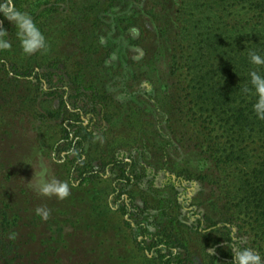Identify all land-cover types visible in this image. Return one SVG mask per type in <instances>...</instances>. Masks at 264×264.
<instances>
[{"label":"trees","instance_id":"trees-1","mask_svg":"<svg viewBox=\"0 0 264 264\" xmlns=\"http://www.w3.org/2000/svg\"><path fill=\"white\" fill-rule=\"evenodd\" d=\"M16 1L10 0V3L16 5ZM60 1L66 9L73 10L75 3L72 0ZM99 1L87 0L82 4L85 18L98 7ZM258 1V8L251 15L245 7L246 0H216L205 4H200L199 0H175L167 8L163 0H107L102 14L91 17L86 23L91 44L94 41L95 46L99 36L103 51L113 55L108 64L109 71L101 76V88L94 82H84L77 73L68 72L64 63L57 59L48 60L39 57V53L28 58L24 56L19 63L11 50L0 52V98L2 95L11 108L32 111L38 142L49 144L52 159L65 167L70 184L77 187L103 181L110 184L111 204L126 218L122 224L131 235L134 234L136 250L144 254L150 264H190L194 242H202L203 264H231L232 255L245 248L264 260V250L245 241L243 235L233 229L239 220V211L233 208L238 206L241 210L250 205L255 209L251 212L252 217L256 215L254 222L258 223L260 216L259 226L264 227V156L258 158L256 179L246 183V202L231 206L230 199L226 211L215 208L219 212L216 215L196 203L194 183L189 181L188 172L174 169L172 150L176 147L170 129L156 127L140 131L136 134L140 143L137 144L135 138L129 151L117 153L104 142L112 119L121 116V112H116L112 106L115 102L112 95H129L130 101L138 95H156L157 87L148 86L147 91L138 88L146 75L144 66L135 60L134 50L144 46L147 49L162 48L169 75L178 78L180 85L193 90V95H254L250 78H235L241 73L239 70L245 57H240L237 67L228 64L220 67L230 77L224 79V76L217 83L212 77L216 73L215 65H211L214 60L209 61L213 54L226 48L224 42L239 40L249 33L258 36L264 46V0ZM4 2L6 0H0V3ZM33 19L39 20L37 26L42 32L45 24L54 18L51 14L42 20L40 15ZM75 23L74 19L69 22L70 25ZM257 41L255 39V44ZM259 72L264 75V67ZM111 86L113 92L109 91ZM245 87L252 92L245 93ZM18 88L20 93L16 96L14 91ZM164 95H174V92ZM39 97L54 107L38 109L35 106ZM136 100L130 110L135 109L133 113L137 120H133L140 121L148 115L146 110L149 108ZM161 108L150 121L158 123L159 116L171 115L169 109ZM241 118L235 121L239 134L243 132V128L240 129L242 123L248 122ZM252 124L261 137L259 141L264 142V121L255 117ZM47 126L55 128L53 135H45L44 127ZM145 139L152 140L151 144H146ZM213 156L220 171L232 163L221 162V156ZM1 189L0 180V264H75L62 260L61 236L37 238L34 218L24 221L20 209L7 200V192H1ZM227 196L231 198L228 191ZM13 232L17 234L16 238L10 240L8 236ZM212 249H215L214 253Z\"/></svg>","mask_w":264,"mask_h":264},{"label":"rangeland","instance_id":"rangeland-1","mask_svg":"<svg viewBox=\"0 0 264 264\" xmlns=\"http://www.w3.org/2000/svg\"><path fill=\"white\" fill-rule=\"evenodd\" d=\"M72 1L75 3L73 10L66 9L65 4L60 0H17L15 7L28 13L32 18L40 15L41 20L52 14L53 21L46 23L42 31L49 47L47 52L40 53L39 57L48 60L57 59L64 63L68 72L77 73V76L84 82H94V85L101 88V76L109 71L108 64L113 55H106V51H103L99 44L101 37L96 38L95 46L94 41L91 44V33L86 23L91 17L102 14L103 4L107 0H100L98 7L87 13L86 18L81 6L87 0ZM174 1L163 0L166 8ZM199 1L200 4H205L216 0ZM246 1L248 2L246 9L253 15L252 13L258 8L257 2L259 1ZM57 7H59L58 10ZM73 19L76 23L70 25L69 22ZM33 20L37 25L40 24L38 19ZM0 23L2 28L8 32L7 38H13L10 40L12 42L11 51L16 61L20 63L24 56L28 58L23 54L16 38L15 26L3 17ZM255 39L258 40L256 44ZM259 39L258 36L249 33L239 40L224 42L226 48H223L222 52L213 54L209 61L214 60L211 62V65H215L216 72L212 75L213 81L217 83L222 81L224 76V79L230 77L220 67L227 66V64L237 67L240 57H245V66L240 67L241 73L235 78L241 80L250 78L249 72L256 70L257 66L249 62L248 53L255 51L264 56V46H262V40ZM230 43L232 46H228ZM134 52L137 64L144 66L143 70L146 75L137 87L144 91L148 90V86L154 89L157 87V92L156 95L135 97L137 103L143 102L142 105H148L149 108L146 110L149 112L148 115H144L140 121L133 120H137L133 113L135 109L130 110L135 100L130 101L129 95H112L115 101L112 106L115 107L116 112H121V116L112 119V127L104 142L109 144V148H115L117 153L129 151L135 143V138L138 141L137 144L140 143L137 136L140 131L154 130L156 127L170 129L173 132V144L176 147L172 150L174 156L171 163L175 170L187 171V175H190L189 181L194 183L195 187L196 203L202 204V209L205 208L206 211H211L216 215H219V212L215 208L226 211V206L230 203L231 206L244 204L246 202L245 191L248 189L246 183L254 182L256 174L258 175V171L256 172L259 168L258 158L264 156V142L259 141L261 137L252 124L256 117L252 107L256 102V96L253 93L250 95H193V90L180 85L178 78L169 75L168 61L162 48L147 49L144 46ZM121 82L126 86L124 80ZM111 88L112 90L109 91L113 92L114 87L111 86ZM165 92H174V95H164ZM19 93L20 88L14 91L16 96ZM142 93L144 94L143 91ZM2 97L1 95V192H7V200L14 204L16 209H20L24 221L34 218L37 223L34 232L36 237L56 238L60 235V244L63 247L60 256L64 263L150 264L146 256L136 250L133 241L134 234L131 235L130 230L122 224V220L125 221L126 218L117 213L115 206L111 204L110 184L105 181L87 187L70 184L65 167L52 159L49 144L43 145L38 142V135L34 130L37 123L33 120L32 111H28L29 108H24L23 112L17 107L11 108ZM43 101L44 98L39 97L35 107L40 110L43 107L45 109L54 107V104L49 105ZM161 107L169 109L171 115L159 116L161 119L158 123L150 121L154 113L161 112L163 109ZM241 116L242 120L248 119V122L242 123L240 129L243 128V132L239 134L236 131L238 128L235 121H238ZM249 123L251 124L248 126ZM44 129L45 135L48 136L53 135L55 131L52 126L44 127ZM151 141L146 140L145 143L150 145ZM215 151L216 154H214ZM213 155L221 156V162L231 161L232 163L224 171H220L215 166ZM41 163L48 168L49 178L54 177L69 183L71 195L67 199L59 201L55 197L40 196L29 186L28 183L33 178L34 172L40 170ZM227 191L231 193V198L227 196ZM230 199L231 202H229ZM196 203L194 200V204ZM38 206H47L51 210V217L47 222H42L35 215L34 209ZM253 206L250 205L241 210L238 206L233 208L239 211V220L234 224L233 229L239 231L245 241L255 243V247L259 245L264 250V227L259 226L260 216L259 222H254L253 217L255 218L256 215L252 217L251 212L255 211ZM201 243L191 244L192 262L190 264H203L201 259L204 251L201 250ZM33 246L36 247V243Z\"/></svg>","mask_w":264,"mask_h":264},{"label":"clouds","instance_id":"clouds-1","mask_svg":"<svg viewBox=\"0 0 264 264\" xmlns=\"http://www.w3.org/2000/svg\"><path fill=\"white\" fill-rule=\"evenodd\" d=\"M10 0L0 3V16H3L10 24L16 28V38L20 43L23 54L31 56L37 53H46L48 50V42L44 34L41 32L31 15L22 12L15 7L14 4L9 6ZM8 37L6 29L0 28V52L10 51L12 42ZM249 62L257 66L256 70L249 72L250 82L256 102L253 104V111L257 119L264 121V75L259 72L260 67H264V56L255 51L248 53ZM252 89L245 87V93H251ZM40 170L34 172V176L28 183L29 186L38 195L52 198L55 197L59 201L67 199L71 195L69 183L58 180L54 177L49 178V170L42 163ZM35 180V183H33ZM35 215L42 221L47 222L51 217V210L47 206H38L34 209ZM16 233H10L8 238L14 240ZM215 252V249H212ZM231 264H264L261 256L251 249H242L232 255Z\"/></svg>","mask_w":264,"mask_h":264}]
</instances>
